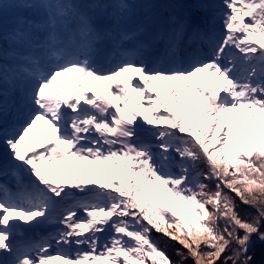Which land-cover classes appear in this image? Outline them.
Listing matches in <instances>:
<instances>
[{"label": "snow or ice", "instance_id": "snow-or-ice-1", "mask_svg": "<svg viewBox=\"0 0 264 264\" xmlns=\"http://www.w3.org/2000/svg\"><path fill=\"white\" fill-rule=\"evenodd\" d=\"M11 6L41 20L0 35V123L12 97L29 109L0 129V176L15 178L14 190L0 183V264H176L153 230L195 264H216L233 241L225 264H249L251 237L264 241V0L201 2L212 13L201 24L169 16L149 41L122 26L128 0ZM185 44L196 48L181 58ZM230 193L256 209L251 221Z\"/></svg>", "mask_w": 264, "mask_h": 264}, {"label": "rangeland", "instance_id": "rangeland-1", "mask_svg": "<svg viewBox=\"0 0 264 264\" xmlns=\"http://www.w3.org/2000/svg\"><path fill=\"white\" fill-rule=\"evenodd\" d=\"M17 2V0H4V2H2L1 4H6L8 5L7 7L4 8H0V35L10 32L11 30L15 29V28H27L28 25L27 24H21L19 18L20 17H24L26 18L28 21H34L36 23H39L41 20V15L40 13L33 11V10H24V9H19L16 7H12L11 5L13 3ZM74 2L79 4L78 0H74ZM101 2H104V0H101ZM129 3H131L133 5V12L131 13L130 17L123 23V27L126 28L129 31H133V30H137L140 28H146L147 31L146 33L140 37L141 40H145V41H149L151 40L153 37L156 36V34L158 32H167L168 28L170 27L169 23H168V17H163L160 14V11H157V8H155L154 10H152V13H148L146 11V8L144 4H138L136 2V0H128ZM201 2H212V0H195L194 1V5L192 4H184L182 6L177 4V11L175 14V17L183 19L185 17H190L191 19V23L193 24V21L196 17H199L201 19V21L203 19H207L209 16H211V11L208 12H203L198 10L197 5ZM93 3V0H85L83 3H81L80 5L84 8H86L89 4ZM215 3L219 4L220 1L215 0ZM148 5V4H147ZM155 7H157V5H155ZM33 16H37L38 20L35 21L33 20ZM189 31H191V29H189ZM223 31L222 29V25L218 24L217 25V34L218 36L220 35V33ZM38 32L35 33V35ZM207 46H203L202 48H206ZM183 48V46H182ZM17 50L20 52L23 51H27L28 48L26 46L20 45L17 46ZM182 51V50H181ZM180 56L181 58L184 57V53L180 52ZM11 61H9L10 63ZM184 66H187V64L185 63ZM111 67V64H109L108 67L105 68H109ZM67 87V85H65ZM4 86L2 85L1 88H3ZM4 99L3 96L0 97V101H2ZM13 101V98H10V103ZM3 123H0V129H2L3 127H5L6 125H10L9 123H11V115L9 116V114L7 116H3L2 117ZM13 121H15V118H13ZM16 125V124H15ZM42 126V122H38L37 128H40ZM41 138L43 139H47L48 136H51L50 134L41 132L40 133ZM141 137L142 139H151L147 133L142 132L141 133ZM49 139H51L49 137ZM4 146L3 143V137L0 136V146ZM76 163L78 164H84L86 162H82V161H77ZM93 168L95 166H92ZM83 175V174H81ZM7 178L15 180L14 177H12L11 175H9ZM27 178L26 176L23 177V179ZM88 187H96L95 185H89ZM81 215H84V213H81ZM55 227H62V225H55V226H49L48 228L50 230H53V228ZM87 235V233H86Z\"/></svg>", "mask_w": 264, "mask_h": 264}, {"label": "trees", "instance_id": "trees-1", "mask_svg": "<svg viewBox=\"0 0 264 264\" xmlns=\"http://www.w3.org/2000/svg\"><path fill=\"white\" fill-rule=\"evenodd\" d=\"M1 1L2 0H0V4ZM136 1H138L139 3H143L145 5L147 4L157 5L158 3H161L160 11L164 17L173 16L174 11L172 10H175L177 4L178 5L181 4L179 0H136ZM182 1H187L188 3H192L193 0H182ZM164 8H167L166 12L162 11V9ZM2 46L4 50H8V45L6 42ZM190 106H194V105H190ZM201 167L204 166L201 165ZM113 179H118V177H113ZM101 183H103V181H101ZM212 188L214 190V184L212 185ZM230 195H232L233 199L235 200L236 211L241 217V219L251 221V219L255 215H257L255 208L243 204L238 197H235L234 194L230 193ZM223 226H224L223 222H221V228H223ZM260 230L264 232V222H262V226ZM239 235L240 236L244 235L242 230L239 231ZM152 239H154L157 242V244L163 250L166 251V254L170 257L172 261L176 262V264H195L194 259L188 255L187 249H184L182 245H180L177 241L171 240L169 237L164 236L162 233H156L155 230H153L152 232ZM254 239H259V238L257 235H253L251 237V243L253 242ZM236 248H237V244L235 243V241H233L232 244L229 246V248L226 250V252L222 254L220 260L216 262V264H225L226 258L229 256H233V252ZM201 251L206 252L208 251V249L202 246ZM178 252L183 253V256L179 255ZM247 255L252 257L249 264H264V241L260 240L259 242L252 244L250 248H248ZM243 258L244 257L241 256L240 259L243 260ZM228 264H231V260L228 261Z\"/></svg>", "mask_w": 264, "mask_h": 264}, {"label": "bare ground", "instance_id": "bare-ground-1", "mask_svg": "<svg viewBox=\"0 0 264 264\" xmlns=\"http://www.w3.org/2000/svg\"><path fill=\"white\" fill-rule=\"evenodd\" d=\"M40 133H41V132H40ZM40 133H38V134L40 135ZM43 134H44V133H43ZM49 137H50V136H49ZM1 148H4V149H3V152H4L3 154H4V159H5V158L8 156V154H7V153H8V149H7L6 147H3V146H0V149H1ZM3 164H5V163H3ZM42 231H45V229H43Z\"/></svg>", "mask_w": 264, "mask_h": 264}, {"label": "water", "instance_id": "water-1", "mask_svg": "<svg viewBox=\"0 0 264 264\" xmlns=\"http://www.w3.org/2000/svg\"><path fill=\"white\" fill-rule=\"evenodd\" d=\"M258 241H259L258 239H255V240L253 241V244H254V243H257Z\"/></svg>", "mask_w": 264, "mask_h": 264}]
</instances>
